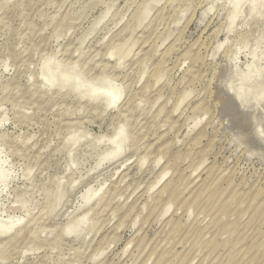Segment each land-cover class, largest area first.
<instances>
[{"label":"rangeland","instance_id":"1","mask_svg":"<svg viewBox=\"0 0 264 264\" xmlns=\"http://www.w3.org/2000/svg\"><path fill=\"white\" fill-rule=\"evenodd\" d=\"M144 2L0 0V264H264L259 0L230 31L228 0Z\"/></svg>","mask_w":264,"mask_h":264},{"label":"bare ground","instance_id":"2","mask_svg":"<svg viewBox=\"0 0 264 264\" xmlns=\"http://www.w3.org/2000/svg\"><path fill=\"white\" fill-rule=\"evenodd\" d=\"M254 1V0H253ZM253 1H251V0H228V4H229V6L232 8V10H233V13L232 14H230V19H229V22H230V24L228 25V27H227V30L228 31H230V30H233V28L231 29V27L233 26V24H235L234 22L235 21H237L236 19L238 18V16L239 15H241V14H243L242 12L244 11V6L246 5V4H251V3H249V2H253ZM152 2V0H146V2H144L145 4H144V6H142L143 8H142V10H144L146 7H148V5L150 4ZM256 2H254L253 4H252V6H255L254 4H255ZM7 5V4H6ZM257 5H259V9L258 10H256L257 9V6H256V8H253V9H251V11H254L255 12V14L257 13H264V0H259V3L257 4ZM251 6V7H252ZM246 8H247V5H246ZM250 8V7H249ZM241 9H243V11L241 10ZM210 10L208 9V10H206L204 13H203V17H205L206 16V14L209 12ZM257 11V12H256ZM240 12H241V14H240ZM256 14V15H257ZM262 14H260V15H262ZM251 15V14H250ZM242 16V15H241ZM249 16V15H248ZM252 16L254 17L255 15L254 14H252ZM252 16H251V18H252ZM256 17V16H255ZM240 18V17H239ZM238 18V19H239ZM256 18H258V17H256ZM259 18H261V17H259ZM251 20V19H250ZM259 20V19H258ZM236 25V24H235ZM234 27V26H233ZM227 31V32H228ZM262 32V31H261ZM262 33H264V32H262ZM130 35V34H129ZM257 35V34H256ZM262 35V34H261ZM263 36V35H262ZM260 38V37H259ZM262 38V37H261ZM260 38V39H261ZM246 39H248L247 37H245V36H243L242 37V41H246ZM264 40V39H263ZM263 40L261 39V41L263 42ZM260 41V42H261ZM122 42V41H121ZM256 42H257V40H256ZM259 42V41H258ZM119 44V43H118ZM257 44H259L260 45V43H257ZM120 45V44H119ZM257 46V45H256ZM256 46L254 45V47L252 48V49H254L255 48V50H256ZM114 47V46H113ZM221 49V46H218L217 47V50H220ZM254 51V50H253ZM252 51V52H253ZM254 53H256V51L254 52ZM260 53H262V52H260ZM252 54V53H251ZM250 54V55H251ZM256 54H258V53H256ZM253 55V54H252ZM251 55V56H252ZM263 55V54H262ZM260 56V55H259ZM257 56V58H260L261 60L263 59V57L262 56ZM262 57V58H261ZM253 58V57H252ZM51 60H52V56L51 57H46V59H45V61H44V64H47L48 62H51ZM254 61H257L256 59H253ZM254 61H253V67L250 65V67H249V64L247 65V67H249L248 68V71H246V72H244V73H242V76H241V74H239L238 76V80H241L242 81V85H241V83H240V85H238V86H240V88H242V89H240V92H235V93H237V95L235 94V93H233V94H235L236 96L234 97V99L236 98L237 100V102H238V104L240 105V108H241V106H244L245 104H246V102H248L249 104L251 103V102H253V100L255 101V103H256V106H257V102H258V100H260V98H261V100H263L262 99V97H263V95H264V78H263V81L261 80L262 79V77L260 78L259 77V75H258V72H257V70H258V68H257V66L255 67V69H252V68H254ZM233 62H234V59H233ZM258 62H260V61H258ZM251 64H252V62H251ZM256 64H257V62H256ZM259 64V63H258ZM247 67H245V69L247 68ZM261 68L263 69L264 67H262L261 66ZM231 69V68H230ZM236 71H237V69H235ZM264 70V69H263ZM233 71H234V68H233ZM239 71V70H238ZM263 73H264V71H263ZM234 74L236 75L237 73H235L234 72ZM237 76V75H236ZM235 76V78H237ZM260 76H261V74H260ZM103 77V75H101L98 79H103L102 78ZM241 77V78H240ZM252 77H254V80L252 79ZM259 77V78H258ZM230 79V78H229ZM253 81H252V80ZM258 79V80H257ZM230 81H231V83L233 82V81H236L234 78H233V81L230 79ZM238 82V81H237ZM254 82H258V83H255V85L253 84ZM258 86H257V85ZM232 84H230V87H232L231 86ZM229 86V85H228ZM235 86H237V85H235L234 84V87ZM237 86V87H238ZM236 87V88H237ZM229 88V87H228ZM239 88V87H238ZM234 89V88H233ZM235 90V89H234ZM242 90V91H241ZM231 92H233V90H230ZM235 91H237V90H235ZM256 94V97L255 96H253V95H255ZM260 94V96L257 98V95H259ZM95 99H100V98H102V99H104L105 100V104H106V107H114L115 105H117L118 103H119V101H120V98H121V95L118 93V92H111L110 91V84L109 85H107V84H105V85H103L101 88H100V90H98V91H96L95 93H94V96H93ZM252 97V99H251V101H250V99L249 98H251ZM249 99L248 101H246L245 102V100L246 99ZM255 98V99H254ZM260 100V101H261ZM259 101V102H260ZM258 102V103H259ZM255 103L253 104L252 103V106L253 105H255ZM248 104V105H249ZM264 105V101H263V103H259V105L261 106V105ZM258 105V106H259ZM251 106V107H252ZM255 106V107H256ZM257 106V107H258ZM259 106V107H260ZM244 107H249L250 109H251V107H250V105L249 106H244ZM254 106L252 107V108H255ZM257 107H256V109H257ZM248 108V111L250 110ZM261 108H263L262 106L260 107V109ZM243 110H245L244 108H242ZM247 110V109H246ZM252 110V109H251ZM264 111V110H263ZM256 113V112H255ZM255 115V114H254ZM257 115V114H256ZM263 116V115H262ZM258 117H260L259 115H258ZM264 117V116H263ZM263 117H262V119H263ZM264 121V120H263ZM264 136L262 135V137L261 138H263ZM113 144H112V148L107 152V153H105V154H103V156L100 158V160L98 161V163H97V167H99L103 162H107V160H109V161H111V160H113V159H116V158H118L120 155H121V153H122V150H123V145H124V136H123V130H121L119 133H118V135H117V138H116V140H114L113 142H112ZM165 176H166V173H162V175H161V177L159 178V180H158V182H161L162 181V179H164L165 178ZM7 183V172L5 171V170H2L1 169V177H0V184H6ZM158 184V183H157ZM164 188V187H163ZM166 188L167 189H169V185L168 186H165V190H166ZM103 189V188H102ZM102 189H100V190H98V191H96V192H94V191H92L91 189H87V191L85 192V194H84V205L87 207V206H90L92 203H94V201L95 200H99V199H102V197H101V191H103ZM62 198H59L58 199V201H57V204H60V200H61ZM97 200V201H98ZM96 202V201H95ZM214 205V204H213ZM169 209V208H168ZM168 209H167V211H168ZM85 223V216H82L81 218H78L75 222H73V224L68 228V231H67V233H70L72 230L74 231L75 230V228H77L78 226H81V225H83ZM24 225V220L21 218V219H18V220H16V221H13V222H9V221H6L5 222V226H4V229L3 230H0V236H2V235H10V237L11 236H13L12 234L15 232V231H17L18 229H21V227ZM24 227V226H23ZM213 227V226H212ZM30 228V227H29ZM178 228V227H177ZM22 230H23V228H22ZM72 233V232H71ZM260 241V240H259ZM258 243V242H257ZM262 246H264V245H262ZM239 253V252H238ZM244 253V252H243ZM230 254V256L231 257H229V259H233V254H231V253H229ZM239 255V254H238ZM237 255V256H238ZM235 256V255H234ZM252 257V256H251ZM224 258V257H223ZM244 263V262H243Z\"/></svg>","mask_w":264,"mask_h":264}]
</instances>
